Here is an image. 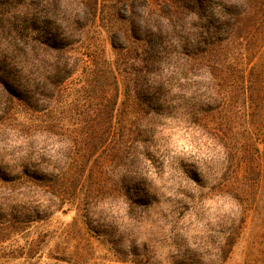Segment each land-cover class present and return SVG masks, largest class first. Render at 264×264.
I'll return each mask as SVG.
<instances>
[{
    "label": "trees",
    "instance_id": "trees-1",
    "mask_svg": "<svg viewBox=\"0 0 264 264\" xmlns=\"http://www.w3.org/2000/svg\"><path fill=\"white\" fill-rule=\"evenodd\" d=\"M42 4L0 0V141L11 138L17 144L22 136L27 141L19 160L10 158L7 142L0 146V234L48 219L69 203L72 191L85 188V197L95 193L96 198L110 188L99 169L112 163L119 167V178L113 182L117 189L127 196L143 189L139 171L145 155L155 151L149 139L155 135L156 121L164 116L167 98L179 100L168 106L170 111L182 104L181 93L190 94L188 115L213 142L211 160L223 173L229 172L241 147L229 144L228 134L213 123L229 108L233 88L245 81L233 47L243 39L244 27L261 18L264 0H165L161 17L169 21L172 34L140 30L134 20L129 34L133 42L120 45L117 34H110L115 54L132 57L129 65L116 64L93 46L87 52L76 48L81 40L69 36L66 16L57 13L59 5L69 8V0ZM98 6V0L88 5L93 26ZM63 26L68 29L63 31ZM76 77L84 81L76 91L93 94L84 100L90 104L88 111L77 109L74 115L95 125L67 132L58 119L52 120L51 128L39 127L35 113L41 111L40 98L72 91ZM96 78L103 83L95 85L100 83ZM236 89L246 94V86ZM41 138L54 140L57 147L48 160L33 149ZM192 182L186 179L180 185L187 188ZM234 183L223 179L221 187L238 191ZM77 199L80 205V195Z\"/></svg>",
    "mask_w": 264,
    "mask_h": 264
},
{
    "label": "rangeland",
    "instance_id": "rangeland-1",
    "mask_svg": "<svg viewBox=\"0 0 264 264\" xmlns=\"http://www.w3.org/2000/svg\"><path fill=\"white\" fill-rule=\"evenodd\" d=\"M164 1L98 0L96 26L89 20L92 0H69V8L59 5L57 13L69 22V29L63 26V31L68 29L69 36L81 40L76 44L80 52L93 46L116 64L129 65L132 57L115 54L110 34H117L120 45L133 42L131 20L140 30L172 34L169 21L161 17ZM260 15L256 24L244 27L243 39L233 47L236 61L245 70L239 87L246 86V94L236 89L238 84L231 88L229 108L217 114L213 123L228 134L229 144L241 147L240 158L234 159L229 172L223 173L211 160L212 140L190 119V94L181 93L185 100L173 111L168 106L179 100L167 98L164 116L156 121L155 135L149 139L155 151L145 155L139 171L143 189L127 196L113 183L119 178V167L112 163L100 168L110 188L96 198L95 193L85 197V188L72 191L69 203L48 219L0 234V264H204L205 258L208 264H264V8ZM83 82L76 77L74 91L40 98L41 111L35 113L39 127L51 128L58 119L67 132L95 125L74 115L90 106L84 100L93 91H76ZM99 82L93 84L100 85L102 78ZM21 138L17 144L11 138L0 141V146L7 142L11 159L19 160L27 148L26 138ZM39 142L33 149L50 159L57 150L55 141L41 138ZM85 173L89 174L87 168ZM186 179L193 182L181 187ZM223 179L234 181L240 192L222 189ZM190 197L193 201L187 203ZM138 198L141 202L135 203Z\"/></svg>",
    "mask_w": 264,
    "mask_h": 264
},
{
    "label": "clouds",
    "instance_id": "clouds-1",
    "mask_svg": "<svg viewBox=\"0 0 264 264\" xmlns=\"http://www.w3.org/2000/svg\"><path fill=\"white\" fill-rule=\"evenodd\" d=\"M165 71H167V69L165 70ZM193 249H195V245H190ZM204 264H208V261H207V259L205 258L204 259Z\"/></svg>",
    "mask_w": 264,
    "mask_h": 264
}]
</instances>
